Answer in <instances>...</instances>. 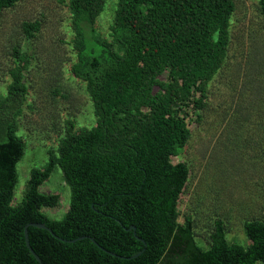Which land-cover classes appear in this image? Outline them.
<instances>
[{"label": "trees", "instance_id": "trees-1", "mask_svg": "<svg viewBox=\"0 0 264 264\" xmlns=\"http://www.w3.org/2000/svg\"><path fill=\"white\" fill-rule=\"evenodd\" d=\"M20 1L0 0V17ZM105 4L67 2L75 54L69 72L89 96L94 123L63 121L56 147L47 150L42 167L30 170L17 204L16 166L26 149L18 119L30 58L14 53L0 96V264H38L25 245L29 223L76 240L28 227L42 264H264V210L243 222L246 246L228 241L221 218L212 221L207 248L195 239L193 213L178 221L190 166L174 159L191 139V127L201 124L210 84L226 64L234 0H116L102 39L95 25ZM258 11L264 22V0ZM39 28L23 23L28 38ZM56 167L70 194L61 219L43 211L56 208L60 194L40 191Z\"/></svg>", "mask_w": 264, "mask_h": 264}, {"label": "rangeland", "instance_id": "rangeland-1", "mask_svg": "<svg viewBox=\"0 0 264 264\" xmlns=\"http://www.w3.org/2000/svg\"><path fill=\"white\" fill-rule=\"evenodd\" d=\"M67 2L21 0L0 17V96L10 83L15 51L27 52L30 58L24 73L28 93L18 119L26 149L16 166L15 204L22 200L30 170L42 167L47 150L56 147L63 121L69 118L77 126H91L95 120L84 86L69 72L75 54ZM234 4L226 64L210 84L201 124L191 127V139L174 159L190 166L178 221L193 213L195 239L203 248L209 245L208 232L216 218L224 220L230 243L246 246L243 222L260 217L264 210V22L258 0ZM115 6L116 0H106L95 25L102 39L108 38ZM24 22L40 24L33 38L25 35ZM40 191L60 194L59 205L43 211L61 219L70 194L57 167Z\"/></svg>", "mask_w": 264, "mask_h": 264}, {"label": "water", "instance_id": "water-1", "mask_svg": "<svg viewBox=\"0 0 264 264\" xmlns=\"http://www.w3.org/2000/svg\"><path fill=\"white\" fill-rule=\"evenodd\" d=\"M28 227H35V228H39V229H42V230H46V231L49 232L54 238H56V239H58V240H62V241H64V242L71 243V242L76 241V240H70V241H67V240H63V239L57 237V236L52 232L51 229H49L47 226H45V224H39V223H29V224H27V225L25 226V228H24V240H25V245H26V247L28 248L29 252H30V253L32 254V256L34 257V259L37 261L38 264H42V261L40 260V258L34 253V251L32 250V248L30 247V244H29V241H28V231H27ZM129 230H132L134 236H135L138 240H140V241L145 245L144 241L141 240L140 238H138V237L136 236V233H135V227H134V226H130V227L127 229V231H129ZM82 238H87V237H81L80 239H82ZM90 240H91L94 244H96V242H95L94 240H92V239H90ZM100 248H101V247H100ZM101 249H102L103 251H106V250H104L103 248H101ZM106 252L109 253L111 256H115V257H118V258H123V257L117 256V255H115V254H113V253H111V252H108V251H106ZM138 255H139V254H137V255H135V256H133V257H131V258H134V257H136V256H138ZM131 258H127V259H131Z\"/></svg>", "mask_w": 264, "mask_h": 264}]
</instances>
